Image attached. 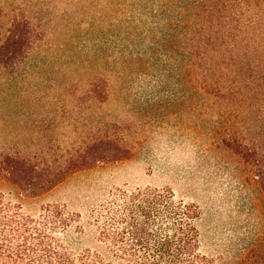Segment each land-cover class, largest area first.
Returning a JSON list of instances; mask_svg holds the SVG:
<instances>
[{
    "label": "rangeland",
    "instance_id": "1",
    "mask_svg": "<svg viewBox=\"0 0 264 264\" xmlns=\"http://www.w3.org/2000/svg\"><path fill=\"white\" fill-rule=\"evenodd\" d=\"M11 9L45 29L44 42L31 56L47 60L39 72L16 81L0 64V158L28 160L0 179L4 200L31 215L48 205L79 214L63 239L80 253L103 251L95 218L121 190H171L176 200L200 208L204 254L221 264H264V181L252 161L263 160V143L255 144L246 110L213 106L201 95L191 99L174 89L164 71L166 57L158 56L162 63L148 54L134 65L125 48L151 47V4L0 0V36L7 34ZM38 15L44 19H35ZM103 41L108 45L98 57L93 50ZM46 73L77 80L100 76L108 84L107 98L79 108L70 103L35 108L16 101L33 87L48 90L42 84ZM224 130L234 139V149L223 144ZM101 131L116 137L124 152L129 150L127 157L67 170L66 161L83 140Z\"/></svg>",
    "mask_w": 264,
    "mask_h": 264
},
{
    "label": "trees",
    "instance_id": "2",
    "mask_svg": "<svg viewBox=\"0 0 264 264\" xmlns=\"http://www.w3.org/2000/svg\"><path fill=\"white\" fill-rule=\"evenodd\" d=\"M144 4L152 6L155 28L147 38L152 43L149 49L125 48L134 65L148 54L157 62L166 57L164 71L174 89L191 99L201 95V101L213 106L246 110L254 142H262L264 151V0H141ZM35 19L42 21L44 15ZM6 33L0 36V64L15 81L39 72L47 59L32 60L31 54L44 42L45 29L25 12L11 9ZM105 45L107 41L97 45L96 56L105 54ZM45 83L48 90L33 87L16 101L35 108L50 104L60 108L63 103L79 108L107 98L108 84L97 75L77 80L46 73ZM224 133L223 144L234 149L229 130ZM115 138L103 131L90 134L66 161L67 170L127 157L129 150L124 152ZM27 161L20 155L1 157L0 179ZM252 161L259 169L257 177L264 181V158ZM200 217L196 204L176 200L171 190H121L95 218L103 251L75 253L64 243L63 234L79 214L57 205L45 206L38 215L27 214L19 204L6 202L0 192V264H221L201 251Z\"/></svg>",
    "mask_w": 264,
    "mask_h": 264
}]
</instances>
